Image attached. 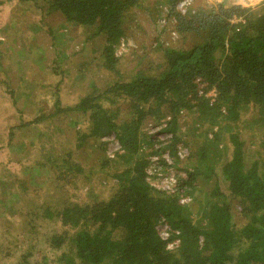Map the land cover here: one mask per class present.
Masks as SVG:
<instances>
[{"label": "trees", "instance_id": "obj_1", "mask_svg": "<svg viewBox=\"0 0 264 264\" xmlns=\"http://www.w3.org/2000/svg\"><path fill=\"white\" fill-rule=\"evenodd\" d=\"M13 1L36 3L46 15L59 18L56 26L46 25L54 42L59 36L63 39V49L53 44L59 53L75 39L67 30L81 31L83 42L73 52L81 59L77 76L82 78L94 62L104 74L113 75L102 88L91 83V90L73 104L61 106L54 100L53 111L46 112L45 98L37 97L31 104L25 92L35 78L17 75L16 63L15 73L5 74L7 66L0 61V89L14 101L21 94L17 89H23L22 96L37 108L28 121L6 128L0 149L11 148L24 126L37 127L66 112L78 114L70 122L75 146L63 154L62 164L55 165L60 173L54 182L65 193L62 204L37 201L39 195L29 189L25 176L7 173L0 179V202L8 201L9 188L17 202L27 199L24 232L33 234V242L23 258L44 250L36 248L41 243L52 260L44 254L33 264H264V3L255 8L241 0H189L180 11L182 0H158L159 37L149 49L134 52L124 71L117 49L137 28L138 10L151 16L145 0ZM41 20L33 29L23 24L22 45H13L14 50L23 53L26 47L30 56L33 32L45 26ZM6 26L0 23V33ZM163 34L175 38L176 45L162 42ZM86 41H97V46L87 49ZM12 76H17L14 86ZM56 76L54 94L64 79ZM46 83L39 85L45 88ZM212 90L215 95L206 94ZM149 123L164 136L153 139L145 130ZM112 141L119 147L110 154L107 146ZM180 148L186 150L183 157L178 155ZM77 149L85 155L87 150L91 158L84 170L70 162ZM154 156L175 171L173 191L146 179ZM31 162L36 168L47 165L36 156ZM93 177L106 194L92 190ZM78 179L88 188L84 199L77 194L72 200L65 186L78 190L73 181ZM38 220L51 221L56 228L41 237L34 224ZM159 220L170 227L166 240L155 228ZM175 240L177 246L167 249V242Z\"/></svg>", "mask_w": 264, "mask_h": 264}, {"label": "rangeland", "instance_id": "obj_2", "mask_svg": "<svg viewBox=\"0 0 264 264\" xmlns=\"http://www.w3.org/2000/svg\"><path fill=\"white\" fill-rule=\"evenodd\" d=\"M157 1L158 0L144 1L146 2V6L151 10V16L149 17L143 9L138 10L136 12L138 26L137 28H134L135 30L132 37L127 36L126 39H121L117 54H120L119 68H122L124 71L128 69L131 56L134 52H140L143 48L149 49L150 46L155 44L153 39L157 38V36L159 37L158 34L162 29V23L159 22L160 19L156 20L158 15L157 11L159 9V7H157ZM183 1H186L187 3L189 2V0H182L181 3L179 2L180 4L178 5V8L180 11L183 10L185 6ZM263 3L264 0L259 2L253 1L251 5L258 8L263 5ZM39 4L45 7L44 1H40ZM39 18H42L39 23L45 26L43 27V31L33 32L36 40L29 44V47H31L30 56L29 53L27 54L26 47L23 49V53L11 49L12 44L18 46L22 45L21 39H19L22 33L19 31L22 29L23 24H27L29 28L33 29ZM0 23L7 25V29L4 30L3 33L1 31L2 34L0 33V44L4 45L3 48L0 49L2 54L0 61L5 67L8 65L5 74H13V63H16L20 65L19 69L16 71L17 75L20 74L19 76H21L23 74H30V76L37 79L46 80L47 86L45 88H41L39 85L40 83L36 82L34 84H29L27 89H25V92L29 93L31 96V104L36 101L37 97L46 99L43 106V110L46 112L53 111L52 102L54 100L57 99L61 106L73 104L80 95L89 92V86L91 83H96L98 87L102 88L104 84H107L113 78V75L108 71L104 74L103 70L95 65V62L82 72L84 75L82 78L77 76L79 73H77V69L79 68L81 59L77 57V54L76 56L73 55V52H78L77 50H79L81 43L83 42L84 37L81 35V31L79 29H76L74 32L67 30L66 33L72 34V37L75 39L73 41H68L66 44L67 49H64L62 53H59V51L53 47V44H56L63 49L64 47L61 45L63 39L59 36L57 41L54 42L51 35L47 33L46 26L49 24H51V27L56 26L59 23V18L53 15H46L44 9L36 3L32 2L17 5L13 0H3L0 3ZM67 36L65 37L66 40L69 38ZM162 39V42L166 45L175 46L177 42L175 38L167 34H163ZM96 44L97 41H86L85 45L87 46V49H89L92 46L96 47ZM7 49L10 52L9 54H12L13 56L12 61L8 55ZM87 49L85 50L88 51ZM26 54L27 57L29 56L28 58L26 57ZM68 55L69 58L65 59L64 57ZM9 64L11 66H9ZM56 74H62L64 79L63 82H60L56 86V93L54 94V88L52 85L57 81ZM16 77H9L12 86H14V79ZM202 86L203 85L200 84L199 88H202ZM17 90H19V93L21 92V89ZM23 92H21L19 95L20 98L17 100L14 101L12 99V106L9 105L4 97L0 96V136H3L4 138L3 144L5 139H7L8 129L6 130V128L9 125H17L21 120L23 122L28 121L32 118V115L35 116L36 114L37 108L33 105L31 106L27 102L25 97L22 96ZM206 94L212 95L213 90L208 91ZM23 111L25 114H22ZM77 115L78 114L73 112H66L60 116H54L50 121L41 122L37 127H33L32 124L26 127L24 126L22 131L16 133L11 148L3 147V149H0V179L7 173L10 175L15 174L17 176H25L26 178L24 179L29 185V189L35 191V195H39V199H36L37 201L49 200L54 202V204H62L65 193L60 191L58 189L59 187L57 188L56 186L57 183L54 182L57 180L55 176L60 173L55 165L62 164L63 154L67 150L72 151L75 146L73 143L75 138L73 137V131L71 130L73 127L70 122L73 121V119H77ZM156 129L158 128L151 123L145 127V130L150 136L152 135L153 139L157 138L159 135L158 133H155ZM248 132L249 131H247V133ZM18 133H21V135ZM163 136L164 135L160 134L158 138ZM22 142H24L25 145H23ZM116 146V142L112 141L107 146V153L112 154L114 150H117ZM56 147L59 149L57 150ZM74 152V155L71 154L69 158L70 162L78 163L84 170L86 168L85 165H88L91 160L87 155L88 151L86 150V155L81 149H77ZM35 156L38 161L40 159L41 161H47V165L45 164L46 167L36 168L37 164L36 166L32 165L31 161L35 159ZM48 157L51 159L48 160ZM19 160H21L23 164H19L17 162ZM4 162L7 164L6 167H4ZM24 165H32L33 168H24ZM50 165H53L52 169ZM60 169L63 170L61 167ZM52 173L54 174V177H52ZM146 173V179L156 187L164 188L165 186H176L175 171L171 168H165L160 165L159 162L157 164H150L146 168ZM73 181L75 184L77 183L79 185L78 190H76L73 185V189L70 191L69 188H71V184H68L65 186L69 191L66 194L72 196L70 197L72 200H76L75 198L78 197L77 194L80 195V198L84 199L86 194L85 190L88 188V185H84V181H81L80 179ZM91 187L99 196L106 194L105 188L100 187L99 181L96 177L91 179ZM73 192L76 197L73 196ZM12 193L13 194H11V189L9 188V193H6L5 196L8 201H3V203L0 202V264H33L35 260L40 259L44 254L51 262L52 253L41 243H38L36 248L44 250L37 254L33 253L32 256H29L26 259L23 258L25 253L31 252L29 249L33 242V234L24 232L26 223L29 219V215H25V213L28 212L26 209L28 207H26L25 204L28 203H26L27 199L17 202L14 192ZM66 198L68 197L66 196ZM34 224L38 226L41 237L45 235L47 229L52 227L56 228L55 224L51 221L45 222L38 220L37 222H34ZM24 234L25 237H22ZM24 238L26 239L22 242L21 240ZM50 262H47V264H50Z\"/></svg>", "mask_w": 264, "mask_h": 264}, {"label": "built area", "instance_id": "obj_3", "mask_svg": "<svg viewBox=\"0 0 264 264\" xmlns=\"http://www.w3.org/2000/svg\"><path fill=\"white\" fill-rule=\"evenodd\" d=\"M242 2H244V3H246V4H248V5H251V3L253 2V1H261V0H241ZM181 3V2H180ZM179 3V4H180ZM183 3L185 4V6H187V4H189V2L187 3L186 1H183ZM178 4V5H179ZM184 6V7H185ZM252 6V5H251ZM177 8H178V6H177ZM179 9V8H178ZM182 11V10H181ZM212 95H215V94H212ZM159 134V133H158ZM160 135V134H159ZM158 135V136H159ZM158 136H157V139H158ZM160 138H162V137H160ZM103 139H105V138H103ZM107 139V138H106ZM156 139V138H155ZM116 149H118V144L116 143ZM111 154V153H110ZM185 154H186V150H184V149H182V148H180L179 150H178V155L180 156V157H183V156H185ZM161 158L163 159V160H165V162L167 163V164H171V162H172V160L169 158V156L167 155V154H163L162 156H161ZM159 160H160V158H158V157H156V156H154V157H152L151 158V160H150V164H157L158 162H159ZM160 164V163H159ZM161 165V164H160ZM174 175H175V173H174ZM176 187V186H175ZM175 187H168V186H165L163 189H167L168 191H173L174 189H175ZM162 188V187H161ZM187 200V198L186 199H182L181 201H186ZM156 230H157V232H158V235L160 236V238L161 239H163V240H166L168 237H169V226H168V224L164 221V220H159V222L157 223V225H156ZM177 240H175V241H172V242H167V246H166V248L167 249H174V247H176L177 246Z\"/></svg>", "mask_w": 264, "mask_h": 264}, {"label": "crops", "instance_id": "obj_4", "mask_svg": "<svg viewBox=\"0 0 264 264\" xmlns=\"http://www.w3.org/2000/svg\"><path fill=\"white\" fill-rule=\"evenodd\" d=\"M2 33H3V31H2ZM2 33H1V34H2ZM0 46H1V47H0V49H1V48H3L4 45H1V44H0ZM11 49H14V48H13V44H12V46H11ZM7 51H8V55H9L11 61H12V60H13V56H12V54H9L10 52H9L8 49H7ZM0 53H1V52H0ZM1 56H2V55H1ZM14 65H15V64L13 63V68H14ZM7 66H8V65H7ZM9 66H11V65L9 64ZM14 73H15V72H13V74H14ZM23 73H24V72H23ZM32 78L34 79L35 77H32ZM34 80H35V83H36V82L41 83L42 81H44V79L42 80V79H37V78H35ZM21 92H23V89H21ZM0 96L4 97L5 100L8 101L9 105L12 106V104H13L12 98H11L8 94H6V92H4V90H1V89H0ZM30 97H31V96H30ZM18 98H20V97H18ZM30 102H31V101H30ZM30 105H31V104H30ZM4 108H5V107H4ZM32 116H33V115H32ZM32 116H31V117H32ZM0 119H1V117H0ZM30 119H31V118H30Z\"/></svg>", "mask_w": 264, "mask_h": 264}]
</instances>
